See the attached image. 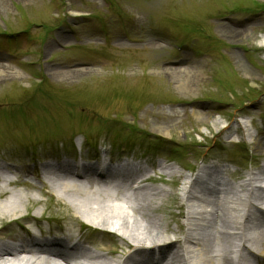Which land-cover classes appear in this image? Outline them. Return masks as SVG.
<instances>
[{
	"label": "rangeland",
	"instance_id": "rangeland-1",
	"mask_svg": "<svg viewBox=\"0 0 264 264\" xmlns=\"http://www.w3.org/2000/svg\"><path fill=\"white\" fill-rule=\"evenodd\" d=\"M4 1L7 7L0 9V28L4 33H10L7 34L9 42L0 36V64L16 68L18 74L0 77V102L12 100L17 104L19 95L25 91L23 95L28 98L21 99L24 104L33 100L28 111L32 117H40L31 128L19 120L0 121V141H4L3 147L9 152L0 162L14 170L7 177L21 179V173L30 172L29 163L35 164L27 153H21L16 157L19 162L12 163L10 158L14 156L10 148L18 145L17 141L39 148L28 141L36 134L41 137L42 131L46 134L62 128L63 132L73 127L85 129L86 123L95 127L97 123L102 124L101 112L107 114L108 121H113L116 128L122 129L124 124L140 127L141 131L166 138L156 141L158 145L167 142L177 149H189L185 154L176 150L179 159L171 161L174 174L180 170L183 175L193 178L202 166V176L196 175L200 185L217 186V190L221 180L233 183L237 175L236 181H244L250 171L263 166L264 145L255 147L254 139H261L264 144V0ZM195 23L205 26L209 38H205ZM228 29L239 33L230 36ZM173 41L179 42V50L169 46ZM190 67L196 71L190 81L192 89L189 92L179 90L169 70ZM49 69L65 70L72 76L55 77ZM35 73L39 74L38 78L34 77ZM125 99L135 103V118L127 114ZM2 108L0 105V116L12 115L11 111ZM62 108L69 111L65 113ZM191 109L199 111L202 117L195 118ZM17 111L23 115L27 113L25 109ZM113 112L116 114H111ZM87 113L90 115L85 116ZM80 123L83 125L79 126ZM161 125L168 129L169 135L152 131L151 128ZM163 149L165 147L160 150ZM44 150L37 149L38 152ZM240 150L243 158L238 157ZM60 151L61 155L57 156L61 164L68 161L71 165L72 160L84 164L92 161L91 149ZM164 152L155 155L142 151L141 154L156 164L168 159ZM44 163L49 167L54 160ZM186 179L177 182L174 176L164 172L148 185L158 186L167 193L164 208L171 206L168 209L172 208V211L162 210L158 214L169 221L171 227L176 224L174 218L178 211L172 206V196L182 195V181ZM255 183L264 184V179ZM11 189L19 191L24 202L26 195L40 196L37 188L24 184H16ZM222 195L221 192L214 196L220 201ZM237 203L243 207L232 211L239 216L246 207L242 198ZM40 204L33 207L37 213L44 205L43 202ZM47 204L52 202L46 201ZM53 206L50 213H54L46 217L62 220L64 225L71 221L69 223L85 227V250L100 247L104 238H108L112 246L119 244L116 242L119 231L108 234L103 228L66 217L61 208ZM210 206L211 203L205 207ZM27 209L22 205L19 212ZM249 209L253 214L256 211L252 203ZM179 219L182 221L184 217ZM11 226L2 224L0 231H9ZM207 228L212 242L224 238L212 230L213 224ZM165 235L156 239L166 241L181 237L173 232ZM232 240L230 256L241 251L249 258L253 257L255 264H264V254L254 247L255 243L249 246L251 254L241 247L237 237ZM123 247L117 246L112 259L125 258L128 250ZM218 251L225 252L226 247L221 246ZM215 260L213 264H217ZM143 261L150 262L148 253H142L129 264H144Z\"/></svg>",
	"mask_w": 264,
	"mask_h": 264
},
{
	"label": "bare ground",
	"instance_id": "bare-ground-1",
	"mask_svg": "<svg viewBox=\"0 0 264 264\" xmlns=\"http://www.w3.org/2000/svg\"><path fill=\"white\" fill-rule=\"evenodd\" d=\"M6 7V2L0 0V9L5 10ZM227 33L232 36L239 32L228 29ZM49 72L52 76L59 78L71 75L65 70L49 69ZM169 72L175 78V87L179 90L189 92L192 89L190 81L195 77L194 69L181 68L169 70ZM10 74L11 76L17 75V69L5 63L0 64V77L10 76ZM191 112L195 118L202 117L199 111L191 109ZM151 129L154 132L169 135L168 129L162 125ZM254 144L255 147L264 145L261 139H254ZM128 163L134 169H147L143 162L128 161ZM262 165L258 170L250 171L246 180L239 182L235 179L233 183L223 180L216 190L217 186L197 183V176L190 178L182 172L174 174L173 166L166 162L157 163L156 167L160 171L159 177L167 172L174 176L177 182L182 178H187L186 181H182V196L176 194L172 196V206L185 209L184 211L179 209L176 219L178 215H183L186 221L183 224L186 228L182 227V222L171 227L169 221L164 220L158 214L162 210L172 211L168 209L171 206L164 208L167 193L162 188L153 185L149 187V191L142 188L128 189L129 183L125 178L110 172L105 166L99 167L89 163L84 167L87 170L85 171L83 164H79L76 168L72 165L70 168L69 163H65L62 167L42 170L31 177L38 178V186L44 185L43 182L56 185L54 190L56 200L52 204H59L60 210L66 217L80 219L98 228L119 231L117 233L119 244L115 243L116 245L110 246L108 243H102L101 247L88 250L86 254L91 263L84 262V264H115L111 260L119 261L112 259L117 246L119 248L124 246L123 248L129 250L122 259L129 264L145 253L144 250L147 247L155 246L159 242L157 237H165L168 232H179L182 238L180 240L167 238L170 240L169 245H172L170 249L174 251L173 254L167 258L169 250L163 251L160 260L153 264H161L163 260H166V264H213L212 261L215 259L217 264H229L230 262L254 264L253 260L241 251H237L233 256H230L228 251L231 249L232 239L237 237L238 243L248 253L253 254L249 246L255 243L257 246L254 245V247L264 254V184L256 185L255 183L256 180L264 179V164ZM7 169L9 168L5 164H0V225L11 223L14 225L9 231H0V264H81L79 259L68 260L70 253L60 247L52 246L56 241L63 239L62 237L51 235L45 241H38L35 236L28 240L22 235V231H19L21 217L36 214L33 207L40 203V199L26 195V202H24L19 191L7 189V186L13 182L7 177ZM31 184L34 183L31 182ZM29 186L33 187V185ZM236 189H239L238 193ZM124 192H128V198L118 200V194ZM221 192L223 195L219 201L214 195L221 194ZM241 198L246 208L239 216H236L235 209L243 207L237 206V200L240 201ZM209 203L212 206L205 207ZM251 203L256 208L254 214L249 209ZM52 204L45 205L44 202L40 213L51 211L54 207ZM22 205L24 209L29 208L24 212H19ZM123 206H127L131 211L125 210ZM211 224H213L212 230L217 231L220 233L217 235H223L224 238L221 237V240L212 242L207 231V227ZM43 231L48 233L50 230ZM221 246L226 247L225 252L218 251ZM19 252H27L31 255L19 256ZM136 253L138 255L132 258ZM143 262L151 264L149 261Z\"/></svg>",
	"mask_w": 264,
	"mask_h": 264
}]
</instances>
